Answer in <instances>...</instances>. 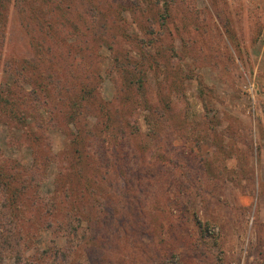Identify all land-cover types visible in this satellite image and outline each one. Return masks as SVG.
I'll use <instances>...</instances> for the list:
<instances>
[{"label":"rangeland","instance_id":"374dc122","mask_svg":"<svg viewBox=\"0 0 264 264\" xmlns=\"http://www.w3.org/2000/svg\"><path fill=\"white\" fill-rule=\"evenodd\" d=\"M0 264H264V0H0Z\"/></svg>","mask_w":264,"mask_h":264}]
</instances>
